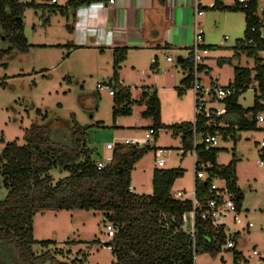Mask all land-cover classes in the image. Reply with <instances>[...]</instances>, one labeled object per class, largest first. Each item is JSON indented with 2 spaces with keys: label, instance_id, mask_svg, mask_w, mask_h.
<instances>
[{
  "label": "rangeland",
  "instance_id": "rangeland-1",
  "mask_svg": "<svg viewBox=\"0 0 264 264\" xmlns=\"http://www.w3.org/2000/svg\"><path fill=\"white\" fill-rule=\"evenodd\" d=\"M31 1L34 6H26L22 17L24 46H13L0 27V150L7 143L24 146V132L32 125L46 127L49 138L55 142L66 141L71 128L77 126L84 131L86 148L93 151V160L106 166L112 151H107L105 144L140 139L153 128L152 119L142 115L146 106L136 102L144 91H155L161 126L154 128L156 133L147 144L149 151L133 166L130 189L137 196H150L154 170H176L182 174L173 182L170 194L180 193L191 200L195 150L183 154L180 134L172 129L174 125L194 121L192 92L181 85L184 74L176 64L178 57H187V50L155 51L158 60L155 70L150 69L152 54H129L118 73L122 86L130 91L131 114L113 120L115 106L109 85L113 56L109 52L71 50L66 46L70 38L66 31L69 21L57 8H64L68 0H56V5L49 0H18L20 4ZM230 4L231 1L222 0L223 6ZM257 7L260 12L264 0H258ZM198 24L203 33L202 44L209 47L202 62L209 69L208 75L199 74L202 85L216 82L225 86L232 82L235 68H253V62L243 54L234 57L233 48L246 30L242 12L208 9ZM166 57L172 63L166 62ZM97 85L103 89L96 88ZM255 89L252 82L237 104L243 109L251 108ZM223 134L215 133L218 150L215 163L219 167L235 164L236 185L243 194L237 212L242 223L232 225L229 216L225 220L231 233L238 232L233 252L221 249L214 257L204 253L195 256L194 264H264V260L251 256L253 249L264 252V192L260 190L264 168L257 165L258 143L264 135L260 131L240 132L233 137ZM158 150L167 151V155L160 156ZM158 158L164 160L162 168L156 167ZM49 174L51 185L67 176L58 169ZM212 183L222 185L219 180ZM6 193L0 175V202ZM247 223L252 227L246 229ZM106 225L101 213L95 210L45 212L33 218L32 239L35 243L55 242L48 250L61 264H112L109 249L97 245V241L104 244L113 235V230L106 231ZM32 250L35 255L46 251L37 244L32 245Z\"/></svg>",
  "mask_w": 264,
  "mask_h": 264
},
{
  "label": "trees",
  "instance_id": "trees-1",
  "mask_svg": "<svg viewBox=\"0 0 264 264\" xmlns=\"http://www.w3.org/2000/svg\"><path fill=\"white\" fill-rule=\"evenodd\" d=\"M92 1L69 0L64 8H57V11L67 17L76 7L91 4ZM257 3L258 0H249L245 9H231L218 5L216 1L212 7L243 13L246 30L243 39L237 41L233 48L234 57L243 54L253 62V68L234 69L230 84L235 94L223 101L226 108L224 115L212 118L208 124L196 117L195 123L183 122L172 126L180 134L183 154L193 150L194 136L203 140L216 132L224 133V137H233L240 132L261 131L253 120L259 111L257 96L254 94L251 108L243 109L237 104L239 96L248 90L252 82L264 94V63L259 57V52L264 50V42L259 38V29L264 26V11L258 13ZM26 6L33 7L34 4L32 1L20 4L18 0H0V27L4 37L15 47L25 44L22 17ZM205 48L208 50L209 47ZM126 52V48L112 51L110 86L115 106L112 109L113 120L131 114L129 89L121 85L118 76L119 65ZM188 54L185 60L178 59L179 65L186 71L181 85L190 88L192 62ZM155 63L153 59L151 70L156 69ZM136 104L146 106L143 117L152 119V129H159L160 111L156 93L143 92ZM71 129L66 141L55 142L49 138L46 127L32 125L24 132V146L7 143L0 150V175L7 191L0 202V264H61L48 250V246L55 245V242L33 241L32 221L37 214L73 210H95L101 213L104 223L112 226L113 235L104 243V247L111 250L112 264H194L195 256L208 253L214 257L221 251L224 234L222 230L217 233L208 223H196L194 249L191 240L182 233L181 217L191 210V202L175 200L170 194L173 182L181 177V171L154 170L152 194L137 196L128 191L130 173L147 154L149 146L116 145L110 162L104 169L97 170L93 151L86 148L83 129L77 126ZM194 150L198 162L210 166L206 170L208 178L195 182L196 201L202 202L208 197L207 191L213 179L224 180L238 211L243 194L236 185L235 164L217 166L215 158L218 150L215 148L204 150L202 144H197ZM56 169L67 176L51 185L49 172ZM212 238L215 241H211ZM33 244L46 251L35 255Z\"/></svg>",
  "mask_w": 264,
  "mask_h": 264
},
{
  "label": "crops",
  "instance_id": "crops-1",
  "mask_svg": "<svg viewBox=\"0 0 264 264\" xmlns=\"http://www.w3.org/2000/svg\"><path fill=\"white\" fill-rule=\"evenodd\" d=\"M216 1L218 5H222V0H207V2L204 0H116L114 6L108 7L105 5V0H94L91 4L76 7L69 16H64L66 21H69L66 31L70 38L66 46L71 50L88 49L101 54L109 52L111 55L114 49L126 48L127 52L119 69L129 54L148 52L152 54L151 61L155 59L154 66L157 69L158 60L155 51L186 49L188 57L195 21V7L202 12L197 18L198 21L204 11L212 9ZM176 64L185 78L186 71L181 68L179 61L176 60ZM151 65L152 62L150 67ZM208 70L203 65L202 74L208 75ZM119 80H121L120 76ZM122 82L123 80L120 81L121 85ZM110 238L108 237V240ZM97 245L104 246L103 241ZM107 249L111 252L110 248Z\"/></svg>",
  "mask_w": 264,
  "mask_h": 264
},
{
  "label": "built area",
  "instance_id": "built-area-1",
  "mask_svg": "<svg viewBox=\"0 0 264 264\" xmlns=\"http://www.w3.org/2000/svg\"><path fill=\"white\" fill-rule=\"evenodd\" d=\"M231 1V4L229 8L231 9H245L247 7V4L249 0H229ZM51 4H55L56 0H51ZM116 3V0H105V5L108 7L114 6ZM264 11V8L261 10V12ZM202 15V12L199 11L195 7V21L193 23V33H192V40L189 46L188 53H190L191 57V68H190V76H191V84H190V90L193 95V116L194 121L197 118H202L206 120V124L209 123V121L212 118H217L225 114L226 108L223 103L224 100L230 98L235 94V89L232 87L231 84L220 86L216 83L208 84L207 86L202 85L201 79L199 74H202L201 67L203 66L202 62L204 58L207 55V48L202 44L203 43V33L200 30L197 18ZM253 31V30H252ZM259 38L261 41L264 42V26H262L259 29ZM259 57L262 58L264 63V50L259 52ZM166 62L172 63V60L170 57H166ZM152 62V61H151ZM110 85V84H109ZM96 88L102 90L103 87L100 85H97ZM112 90V89H111ZM255 95L257 96L256 104L259 108V111L254 115L253 120L256 125V127L260 128L264 135V94H261L258 89L254 90ZM113 94V93H112ZM248 120H251L248 119ZM156 131L152 128H149L147 131L143 133L142 138L140 139H124L120 143H108L105 145V149L107 151H113L116 145H122V146H132V147H144L148 146V142L152 140V137L155 135ZM197 144H202L204 147V150L213 149L216 147L217 141L216 137L214 136H207L203 140H197V138L194 136L193 139V150ZM259 147V159L260 161L257 163L258 168H264V137L261 139V141L258 143ZM157 153L160 156H166L167 151L165 150H158ZM194 184H193V190H192V199L189 200L191 202V210L188 213H185L181 217V231L182 233L188 237L191 240L192 249H194L195 244V231H196V223H208L210 226L215 229V231L218 233L219 230H222V234H224V242L220 248L228 251V250H235V242L234 239L236 238V235L238 232H230L229 226L226 225V219L228 216L230 217L231 224L234 226L241 225L242 221L237 215V209L235 207V204L230 196V194L227 192L225 181L219 180V179H213V180H219L221 182V186H216L212 182L210 183L209 189L207 191L208 197L202 201L198 202L195 199V182H203L208 178L207 175V168H209V164H204L201 162H198L197 155L194 152ZM164 166V160L161 158L156 159V167L162 168ZM105 168V165L98 163L96 164L97 170H102ZM262 181L264 183V172L261 175ZM212 180V181H213ZM261 191L264 192V184L260 188ZM129 192H132V190L129 188ZM173 199L178 201H185L188 199H185L182 197V194L176 193L173 196ZM186 228H184V225L187 224ZM252 225L250 223H247L245 225V228H251ZM106 231L110 233L113 228L111 225H106L105 227ZM211 241H215L214 238L211 239ZM251 256L258 257L261 260H264V252H259L255 249L252 250ZM195 258V257H194ZM173 264H177L176 262H173Z\"/></svg>",
  "mask_w": 264,
  "mask_h": 264
},
{
  "label": "water",
  "instance_id": "water-1",
  "mask_svg": "<svg viewBox=\"0 0 264 264\" xmlns=\"http://www.w3.org/2000/svg\"><path fill=\"white\" fill-rule=\"evenodd\" d=\"M177 61H179V59H177Z\"/></svg>",
  "mask_w": 264,
  "mask_h": 264
}]
</instances>
